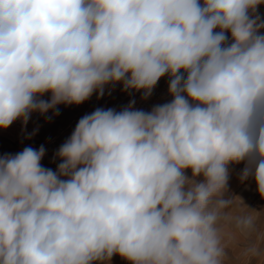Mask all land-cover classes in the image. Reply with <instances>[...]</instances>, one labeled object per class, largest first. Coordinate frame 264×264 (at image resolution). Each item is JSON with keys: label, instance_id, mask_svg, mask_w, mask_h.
<instances>
[{"label": "clouds", "instance_id": "9594fccd", "mask_svg": "<svg viewBox=\"0 0 264 264\" xmlns=\"http://www.w3.org/2000/svg\"><path fill=\"white\" fill-rule=\"evenodd\" d=\"M261 4L0 0V129L117 84L146 100L167 76L171 96L84 115L56 171L43 145L0 155V264H224L229 165L264 199Z\"/></svg>", "mask_w": 264, "mask_h": 264}, {"label": "crops", "instance_id": "0c3cea01", "mask_svg": "<svg viewBox=\"0 0 264 264\" xmlns=\"http://www.w3.org/2000/svg\"><path fill=\"white\" fill-rule=\"evenodd\" d=\"M121 87L120 84H117L114 87L105 88L106 95L104 92L102 97L117 103L116 105L111 104L110 108L120 111L128 106L130 101H135L133 107L138 109L137 103H141V93L123 92ZM49 98L50 94H45L43 97L45 100ZM98 103L99 99L96 94H93L89 100L79 106L60 105V114L51 120L47 119L52 115L51 112L46 116L33 113L23 130L19 120L7 129H0V155L15 154L26 146L38 149L43 145L46 151L41 163L45 168L56 171L57 165L60 163V160L55 156L57 150L70 137L78 120L99 108ZM106 106H108L107 103ZM33 133L35 134L33 135ZM29 136L31 138H28ZM243 166V163L229 165L230 176L225 198H232L233 203L225 210L228 218L220 223L226 251L224 264H264V200L259 203L250 200L248 203L252 205L249 207H244L242 204V199L261 198L258 192L247 189L250 185L246 183L247 180L241 182L239 179ZM186 174L191 176L190 170H186ZM230 212H232V216L229 214ZM245 215H251L254 218V229L248 232L239 230L234 222L235 217ZM253 246L257 249L255 255L247 253V250ZM109 264H129V262L117 255L113 256Z\"/></svg>", "mask_w": 264, "mask_h": 264}, {"label": "rangeland", "instance_id": "374dc122", "mask_svg": "<svg viewBox=\"0 0 264 264\" xmlns=\"http://www.w3.org/2000/svg\"><path fill=\"white\" fill-rule=\"evenodd\" d=\"M258 13L264 18V4H261L258 7ZM106 95V92H105ZM115 99V96L113 97V100ZM171 100V96L168 93V77H162L160 81L158 82L157 86L154 88L152 95L148 99H142V93H141V103H137L138 109L144 110V111H150L153 106L163 104L166 102H169ZM106 103L108 106H106ZM111 104L116 105L117 103H113V101L110 100H105L104 97L99 98V108H104L108 109L110 108ZM141 105V106H140ZM244 167V166H243ZM246 183H249V187L247 189H250V191H255L256 190V184L252 178H249ZM250 200L257 201L258 203L261 202L262 198H257V199H242V204L244 207H249L252 204H249L248 202ZM232 216V212L229 213Z\"/></svg>", "mask_w": 264, "mask_h": 264}]
</instances>
